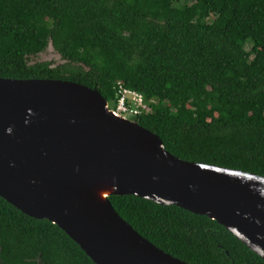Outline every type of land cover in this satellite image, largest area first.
<instances>
[{
  "label": "trees",
  "instance_id": "1",
  "mask_svg": "<svg viewBox=\"0 0 264 264\" xmlns=\"http://www.w3.org/2000/svg\"><path fill=\"white\" fill-rule=\"evenodd\" d=\"M50 43L62 62H34ZM0 78L68 80L108 103L121 82L150 109L132 119L175 157L264 176V0H0ZM108 198L188 264H264L206 215ZM0 264L95 263L57 225L0 196Z\"/></svg>",
  "mask_w": 264,
  "mask_h": 264
},
{
  "label": "water",
  "instance_id": "2",
  "mask_svg": "<svg viewBox=\"0 0 264 264\" xmlns=\"http://www.w3.org/2000/svg\"><path fill=\"white\" fill-rule=\"evenodd\" d=\"M126 194L206 215L264 259V176L175 157L96 88L0 78L3 199L95 264H188L119 216L108 197Z\"/></svg>",
  "mask_w": 264,
  "mask_h": 264
},
{
  "label": "built area",
  "instance_id": "3",
  "mask_svg": "<svg viewBox=\"0 0 264 264\" xmlns=\"http://www.w3.org/2000/svg\"><path fill=\"white\" fill-rule=\"evenodd\" d=\"M116 92L118 98L115 103L114 111L118 115L132 118L133 116L139 115L146 110V112L150 110L141 93L124 87L121 82L117 83Z\"/></svg>",
  "mask_w": 264,
  "mask_h": 264
},
{
  "label": "rangeland",
  "instance_id": "4",
  "mask_svg": "<svg viewBox=\"0 0 264 264\" xmlns=\"http://www.w3.org/2000/svg\"><path fill=\"white\" fill-rule=\"evenodd\" d=\"M248 49V46H247ZM33 61H50L53 62L54 65L57 63H61V59L59 58V55L53 51V48L51 47V45L49 44L47 49L45 51H43L42 53H40L39 55H37L35 58H33ZM126 118H128L126 116Z\"/></svg>",
  "mask_w": 264,
  "mask_h": 264
},
{
  "label": "clouds",
  "instance_id": "5",
  "mask_svg": "<svg viewBox=\"0 0 264 264\" xmlns=\"http://www.w3.org/2000/svg\"><path fill=\"white\" fill-rule=\"evenodd\" d=\"M118 83V82H117ZM117 85V84H116ZM116 95H117V93H116ZM117 97H118V95H117ZM110 104V106H111V103H109ZM113 105H114V108H115V103L113 102ZM117 114V113H116ZM118 115V114H117ZM123 117V116H122ZM126 118V117H125ZM127 119H131V120H133L132 118H127Z\"/></svg>",
  "mask_w": 264,
  "mask_h": 264
}]
</instances>
